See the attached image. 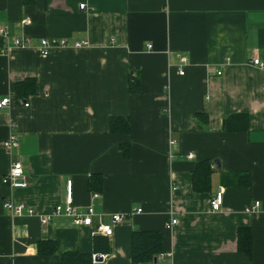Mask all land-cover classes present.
Returning a JSON list of instances; mask_svg holds the SVG:
<instances>
[{
  "label": "crops",
  "instance_id": "1",
  "mask_svg": "<svg viewBox=\"0 0 264 264\" xmlns=\"http://www.w3.org/2000/svg\"><path fill=\"white\" fill-rule=\"evenodd\" d=\"M0 26L7 31L0 99L10 98L0 109V264L96 253L93 228L64 216L40 222L64 202L68 179L78 210L92 206L106 223L124 215L111 236L95 234L109 245L97 264H132L134 230L161 233L166 264H264V70L249 63L264 62V0H0ZM23 36L29 46L12 45ZM52 37L87 45L42 56L39 40ZM179 56L187 57L183 74ZM23 81L34 82L33 92L16 99ZM235 113L247 115V130L223 131L224 117ZM111 116L128 117L130 131L109 132ZM11 132L17 145L7 150ZM206 159L209 188L191 193L195 164ZM12 160L28 186L11 195L34 215L13 217L2 207L10 190L1 178ZM94 173L100 191L88 189ZM238 173L249 175L247 186L237 184ZM218 190L221 207L212 210ZM172 216L178 223L165 229ZM239 228L250 231L249 256L237 250ZM43 240L58 251L38 253Z\"/></svg>",
  "mask_w": 264,
  "mask_h": 264
},
{
  "label": "built area",
  "instance_id": "2",
  "mask_svg": "<svg viewBox=\"0 0 264 264\" xmlns=\"http://www.w3.org/2000/svg\"><path fill=\"white\" fill-rule=\"evenodd\" d=\"M79 8H85V4H79ZM28 20H22V24H27ZM0 36L6 38L7 31L4 27L0 26ZM113 39H111V42ZM12 45L17 48H25L29 46L30 38L27 36L23 37H12ZM86 41H75L73 44L69 45L66 39L63 38H41L36 46L37 50L42 56H46L51 53L56 48L64 47H76L80 48L86 46ZM150 47V46H148ZM5 53V48H0V54ZM179 74H183L182 67L187 63L186 56H179ZM250 64L264 70V62L258 59L257 57H252L249 61ZM22 103V102H21ZM10 104V98L4 97L0 99V109L7 107ZM23 106L27 107V102H23ZM15 127V124H11V129ZM3 147L7 150H10L12 147L17 145V136L15 133H10L8 137L2 143ZM188 158H192L193 154L188 153ZM2 184L7 186L10 190V194L4 196L2 199V207L4 210L8 211L10 216L20 217L25 215H34L35 211L33 208L28 206L22 201L16 200L11 192L16 189H25L28 186V179L24 173L22 164L18 160H12L10 162L8 171L1 178ZM92 197H98V194H92ZM222 202V192L218 190L210 198L209 205L212 210H219ZM258 202H254L251 205H248L245 208V211H253L257 208ZM136 212H139L140 209H136ZM54 216H64L68 217L72 224L75 226H87L93 228L92 235L99 234L106 237L112 235V227L117 222H120L124 219L123 214L114 213L110 215V221L108 223L102 221V215L94 212L92 206H87L83 210H78L72 203V192H71V180H66L65 185V198L63 203L55 204L51 211L46 215L40 218L41 223H46L51 217ZM96 218L97 224L93 225V219ZM178 223L177 217H170L167 222L164 224L165 229H171L174 225ZM107 257L105 253H93L91 254L92 264H97L102 262ZM171 257V253L161 251L156 254L153 258V264H166V259Z\"/></svg>",
  "mask_w": 264,
  "mask_h": 264
},
{
  "label": "trees",
  "instance_id": "3",
  "mask_svg": "<svg viewBox=\"0 0 264 264\" xmlns=\"http://www.w3.org/2000/svg\"><path fill=\"white\" fill-rule=\"evenodd\" d=\"M33 81H23L16 86V99L24 100L27 93L33 92ZM33 85V86H32ZM136 82L130 81V89L135 90ZM247 115L244 113L230 114L223 119V131H245L247 130ZM108 130L111 133H128L130 131V122L128 117L111 116L108 119ZM124 156H128V148L121 145ZM213 162L211 160H201L195 164L192 171L191 193L205 191L209 188L210 175L213 172ZM239 181L237 184L247 186L249 184V175L238 173ZM238 180V179H237ZM102 188L101 176L98 173L91 175L88 181V189L100 191ZM162 236L157 231L134 230L131 234V261L132 264H142L152 262L157 253L162 251ZM59 246L56 241L43 240L37 245L38 253L43 255L53 254L58 251ZM93 249L96 253H108L109 245L106 239L93 235ZM237 250L246 255L251 253V238L248 228H239L237 230ZM60 264H92L91 254H83L77 251H65L60 256Z\"/></svg>",
  "mask_w": 264,
  "mask_h": 264
},
{
  "label": "water",
  "instance_id": "4",
  "mask_svg": "<svg viewBox=\"0 0 264 264\" xmlns=\"http://www.w3.org/2000/svg\"><path fill=\"white\" fill-rule=\"evenodd\" d=\"M153 262H154V259H153Z\"/></svg>",
  "mask_w": 264,
  "mask_h": 264
}]
</instances>
